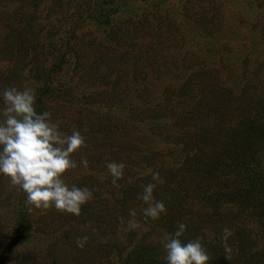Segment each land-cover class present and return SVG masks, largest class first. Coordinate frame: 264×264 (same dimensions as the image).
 Instances as JSON below:
<instances>
[{
    "label": "rangeland",
    "instance_id": "374dc122",
    "mask_svg": "<svg viewBox=\"0 0 264 264\" xmlns=\"http://www.w3.org/2000/svg\"><path fill=\"white\" fill-rule=\"evenodd\" d=\"M9 86L81 132L65 180L93 198L79 216L29 211L0 175V264H140L144 249L166 264L179 222L209 264H264V0H0ZM109 161L125 165L116 185ZM154 171L158 220L139 199Z\"/></svg>",
    "mask_w": 264,
    "mask_h": 264
},
{
    "label": "clouds",
    "instance_id": "9594fccd",
    "mask_svg": "<svg viewBox=\"0 0 264 264\" xmlns=\"http://www.w3.org/2000/svg\"><path fill=\"white\" fill-rule=\"evenodd\" d=\"M85 146V139L79 130L66 134L51 119L48 111H38L35 90L31 87L9 86L0 91V175L8 177L10 183L25 194L29 211L33 208L79 216L82 205L93 198L92 191L76 184L69 185L65 174L77 169L72 155ZM86 167L87 161L81 159ZM105 167L112 177V184L123 179L125 165L109 161ZM152 180L142 186L139 199L145 205L141 214L145 219L158 220L166 212L165 203L157 200L154 190L160 183L159 173L152 172ZM127 228L138 227L137 212L129 210ZM123 222V217H120ZM186 224L179 222L176 230L162 237L166 264H209V256L199 238L182 239ZM225 251H229L227 240L230 229L222 230ZM87 236L78 237L76 246L83 248Z\"/></svg>",
    "mask_w": 264,
    "mask_h": 264
},
{
    "label": "trees",
    "instance_id": "16d2710c",
    "mask_svg": "<svg viewBox=\"0 0 264 264\" xmlns=\"http://www.w3.org/2000/svg\"><path fill=\"white\" fill-rule=\"evenodd\" d=\"M158 263V253L156 250H145L143 251L142 262L140 264H157Z\"/></svg>",
    "mask_w": 264,
    "mask_h": 264
}]
</instances>
